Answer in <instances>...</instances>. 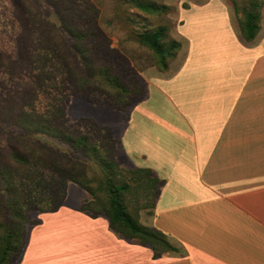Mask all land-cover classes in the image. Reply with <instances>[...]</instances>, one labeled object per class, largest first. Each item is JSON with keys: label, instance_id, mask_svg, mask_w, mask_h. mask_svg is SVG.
I'll return each mask as SVG.
<instances>
[{"label": "crops", "instance_id": "0c3cea01", "mask_svg": "<svg viewBox=\"0 0 264 264\" xmlns=\"http://www.w3.org/2000/svg\"><path fill=\"white\" fill-rule=\"evenodd\" d=\"M205 10L216 36L194 53L183 27L186 54L182 44L149 75L120 135L127 167L158 179L146 225L176 250L156 255L109 220L77 214L65 216L69 229L30 233L21 264H264V8L252 40L229 7L188 13Z\"/></svg>", "mask_w": 264, "mask_h": 264}, {"label": "rangeland", "instance_id": "374dc122", "mask_svg": "<svg viewBox=\"0 0 264 264\" xmlns=\"http://www.w3.org/2000/svg\"><path fill=\"white\" fill-rule=\"evenodd\" d=\"M140 3L161 9H145ZM249 3L250 0H0V220L12 223L11 205H23L30 222L27 244L34 231L69 229L72 223L63 222L67 215L95 218L100 204L108 201L106 192L98 191V200L73 180L67 183L59 209L42 213L38 208L60 203L62 171L74 168L79 177L93 179V186L98 187L105 174L99 156L115 165L111 173L118 172L116 182L130 178L134 169L124 162L130 160L122 151L120 135L132 107L146 95L149 75L161 69L155 51L140 42L141 33L165 27L163 40L184 44L182 56L186 54L185 36L188 47L194 45L193 52L199 53L201 43L216 36L218 17L207 10L188 12L203 6L229 7L238 24L245 18ZM72 32H81L85 37L76 38ZM18 108L51 115L74 136H88L99 153L49 136L17 137L20 130L2 118L7 109ZM10 141H17L21 150L31 156L30 165L21 166L10 156ZM135 176L136 181L128 180L130 187L123 196L129 211L146 224L158 188L145 183L143 173ZM13 190L18 191L17 199ZM85 207L92 212L83 210ZM50 213L60 216L56 222L59 227L49 224L48 218L54 216ZM99 216L109 220L104 213ZM25 248L26 245L15 264H21Z\"/></svg>", "mask_w": 264, "mask_h": 264}, {"label": "trees", "instance_id": "16d2710c", "mask_svg": "<svg viewBox=\"0 0 264 264\" xmlns=\"http://www.w3.org/2000/svg\"><path fill=\"white\" fill-rule=\"evenodd\" d=\"M263 5L262 0H250L249 6L245 9L244 17L240 19V27L244 37L248 40L254 39L261 27V7ZM140 7L145 9L153 8L154 10L161 9L158 6L150 4L140 3ZM236 7V5H235ZM236 12L239 13V9L236 7ZM73 33V32H72ZM74 34V33H73ZM76 38L83 39L85 34L77 32L74 34ZM165 27L156 29L153 32L141 33L139 40L142 44L151 47L158 58L159 66L161 69L166 70L169 67L170 59H174L181 47V43L177 40L164 41ZM82 53H85L83 50ZM87 60V56L85 58ZM117 82V86L122 91L127 92L121 84ZM142 99V98H141ZM139 99L136 102H139ZM64 113V110L63 112ZM4 123H8L16 126L20 131L17 137H34V136H49L59 140H62L75 148H86L88 151L99 153L97 146H91L89 143L88 136L77 135L74 136L70 133L63 122L54 121L51 115H45L39 113L37 109L26 110L25 108H18V110L7 109L4 112L2 118ZM20 134V135H19ZM16 137V138H17ZM10 156L21 166L30 165L32 158L24 150L18 146L17 141H10ZM101 165L105 169V174L100 178V185L98 187L93 186V179L79 177L76 174L75 169L71 168L70 171L63 173L60 172L62 179V191L60 196V203L57 206L49 208L40 207V212H52L59 209L65 200L67 183L69 180L78 182L84 187L91 195L99 200L98 191H105L108 197V201L100 204V212L94 214L95 217L99 216L100 213H104L109 219L111 228L122 234L126 239H135L138 243L151 246L156 251H168L176 250L166 235L151 226L143 224L137 215L131 213L124 200L123 192L128 190L130 182L128 180L136 181L137 173L144 174L145 183L155 184L154 188H157L158 179L152 176L150 169H134L131 171L129 179H125L121 182H116L115 176L118 173H111V170L115 166L113 162L109 161L105 157H97ZM110 169V170H109ZM109 170V171H107ZM5 174V173H4ZM139 182V181H138ZM137 184V182H136ZM143 185V183H142ZM12 195L15 199L19 197L18 191L13 190ZM12 196V197H13ZM12 209V223L3 222L0 220V264H15L16 258L19 256L26 245V229L29 222L27 212L23 209V205L20 207L17 205H11ZM83 210H92L88 207ZM87 212V211H86ZM88 213V212H87ZM32 224H36L32 222Z\"/></svg>", "mask_w": 264, "mask_h": 264}]
</instances>
